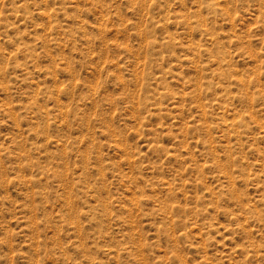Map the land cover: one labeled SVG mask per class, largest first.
Wrapping results in <instances>:
<instances>
[{"label": "rangeland", "instance_id": "rangeland-1", "mask_svg": "<svg viewBox=\"0 0 264 264\" xmlns=\"http://www.w3.org/2000/svg\"><path fill=\"white\" fill-rule=\"evenodd\" d=\"M0 264H264V0H0Z\"/></svg>", "mask_w": 264, "mask_h": 264}]
</instances>
